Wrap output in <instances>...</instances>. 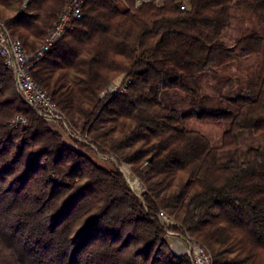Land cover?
<instances>
[{
	"label": "trees",
	"instance_id": "trees-1",
	"mask_svg": "<svg viewBox=\"0 0 264 264\" xmlns=\"http://www.w3.org/2000/svg\"><path fill=\"white\" fill-rule=\"evenodd\" d=\"M67 2L0 0V20L33 51ZM120 5H85L32 78L146 191L137 195L116 166L73 148L36 116L0 57V264H192L170 248L159 210L207 246L214 264H251L249 246L264 253V144L244 143L264 139V75L256 94L229 99L226 111H179L175 98L203 107L204 75L264 51V0ZM236 7L250 10L257 27L230 47L223 39ZM120 75L126 91L101 98ZM17 114L26 127L10 126ZM189 120L226 125L220 146L188 129Z\"/></svg>",
	"mask_w": 264,
	"mask_h": 264
},
{
	"label": "built area",
	"instance_id": "built-area-1",
	"mask_svg": "<svg viewBox=\"0 0 264 264\" xmlns=\"http://www.w3.org/2000/svg\"><path fill=\"white\" fill-rule=\"evenodd\" d=\"M94 0H68L64 10L48 30L42 44L33 51H28L22 41L14 37L8 26L0 20V57L5 68L12 74L19 99L39 118L47 123L55 124L61 135L75 144H82L101 161H112L114 166L124 163L111 150L95 140L84 127L83 123L71 120L51 99V97L33 80L32 71L36 61L44 55L66 33L73 30L74 25L84 15L83 7ZM165 0H133L130 7L124 0H119L121 6L127 9H138L144 5L160 7ZM185 8V6L183 7ZM128 81L125 77L117 78L100 95L101 98L118 91L125 92ZM115 85L114 88H111ZM28 124L24 115L17 114L10 120L12 128H24ZM56 128H54L55 130ZM57 131V130H55ZM60 133V132H59ZM121 166H118L121 170ZM146 191V190H145ZM144 191V193H145ZM158 218L166 229L167 236H176L173 229L181 231L185 242V254L192 264H214L212 252L203 244L198 243L190 234L172 217L163 210H159Z\"/></svg>",
	"mask_w": 264,
	"mask_h": 264
},
{
	"label": "rangeland",
	"instance_id": "rangeland-1",
	"mask_svg": "<svg viewBox=\"0 0 264 264\" xmlns=\"http://www.w3.org/2000/svg\"><path fill=\"white\" fill-rule=\"evenodd\" d=\"M121 6V5H120ZM122 7V6H121ZM123 8V7H122ZM233 20L231 26L224 33V42L228 46H233L236 39L247 34L250 30L257 27V19L255 15L248 9L244 7H236L232 10ZM44 40V39H43ZM43 40H34L35 47H39ZM264 75V51L257 56H251L247 59H242L238 62H234L222 67L215 74H206L199 80V85L201 86L203 96L205 100L203 102V107L194 108L190 100L184 96H180L175 98V108L179 111H194L195 109L201 111H210V112H220L228 110V100L240 95H246L248 97L256 94L259 90V86ZM125 77V75H120L117 78ZM116 78V79H117ZM115 79V80H116ZM113 80L109 86L115 81ZM108 86V87H109ZM115 86V85H114ZM77 122L76 120H73ZM51 128H56L57 132L61 135V130L53 123H48ZM185 126L190 129L197 131L204 135L212 146L218 147L221 144L222 136L227 129L226 125H219L207 122H201L196 120H189L185 123ZM63 140L71 145L73 148L85 153L94 161L105 165L107 167L114 166L112 161H101L98 160L97 157L91 152L87 146L85 147L82 144H75L74 142L66 139L63 135H61ZM264 144V139L256 138L254 140H247L244 143V146L247 145H257ZM102 144V143H101ZM106 147V146H105ZM107 148V147H106ZM113 152V151H112ZM116 156L117 154L113 152ZM118 157V156H117ZM119 158V157H118ZM124 163V162H123ZM122 165V164H121ZM118 165V166H121ZM124 165L128 166L131 170L130 166L126 163ZM123 165V166H124ZM117 166V169L120 168ZM122 167V166H121ZM132 171V170H131ZM126 181L128 182L131 189L139 196L140 191L146 190L145 187L141 188L139 186V182L137 180L134 181L133 186L130 185L126 174L122 172ZM133 173V172H132ZM181 176V174H180ZM140 181V180H139ZM177 182V181H176ZM141 183V182H140ZM142 184V183H141ZM143 185V184H142ZM144 186V185H143ZM173 231L177 234L176 236H167V241L171 246H173V240H180L184 244V250L186 249L185 242L181 237V231L178 228L173 229ZM240 237V236H238ZM244 247L245 245H240ZM251 252L253 253L251 264H264V253L260 250L254 249L250 247ZM185 254V252H184ZM234 254H237L236 252ZM242 256V255H240Z\"/></svg>",
	"mask_w": 264,
	"mask_h": 264
},
{
	"label": "crops",
	"instance_id": "crops-1",
	"mask_svg": "<svg viewBox=\"0 0 264 264\" xmlns=\"http://www.w3.org/2000/svg\"><path fill=\"white\" fill-rule=\"evenodd\" d=\"M173 246H171V244H169L170 248L172 249V251L176 254V255H183L185 250H184V244L182 241L180 240H173Z\"/></svg>",
	"mask_w": 264,
	"mask_h": 264
},
{
	"label": "bare ground",
	"instance_id": "bare-ground-1",
	"mask_svg": "<svg viewBox=\"0 0 264 264\" xmlns=\"http://www.w3.org/2000/svg\"><path fill=\"white\" fill-rule=\"evenodd\" d=\"M115 87V86H114ZM122 172H124L126 174V177L130 183V185L132 186V188H134L133 183L135 180H137L138 182H140L138 180V178L132 173V171L128 168V166L124 165L121 167Z\"/></svg>",
	"mask_w": 264,
	"mask_h": 264
},
{
	"label": "water",
	"instance_id": "water-1",
	"mask_svg": "<svg viewBox=\"0 0 264 264\" xmlns=\"http://www.w3.org/2000/svg\"><path fill=\"white\" fill-rule=\"evenodd\" d=\"M144 191H145V190H144ZM144 191H143V192H142V191H140L139 193H140V194H141V193L143 194V193H144Z\"/></svg>",
	"mask_w": 264,
	"mask_h": 264
}]
</instances>
